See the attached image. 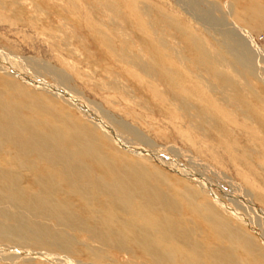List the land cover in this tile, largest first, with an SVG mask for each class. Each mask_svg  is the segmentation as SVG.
<instances>
[{
  "label": "rangeland",
  "instance_id": "374dc122",
  "mask_svg": "<svg viewBox=\"0 0 264 264\" xmlns=\"http://www.w3.org/2000/svg\"><path fill=\"white\" fill-rule=\"evenodd\" d=\"M250 10L252 17L264 16V0H0V102L7 95L4 104H11L13 117L21 121L20 140L31 132H54L49 124L60 118L68 122L51 125L67 139L75 129L90 130L93 140L85 148L90 156L72 157L89 178L87 204L68 195L49 146L22 147L0 130V193L16 184L24 195L33 179L44 185L48 178L56 207L37 202L28 216L29 236L8 219L27 217L26 210L0 204V264H179L187 259L189 249L174 243L163 246L169 254L164 263L142 253L138 236L112 219L107 194L97 190L98 183L112 184L111 169L140 158L148 168L136 187L169 192L182 211L187 207L178 198L181 192L189 198L195 194L201 212L209 206L219 212L218 200L236 214L219 212L224 222L264 251V28H259L264 19L242 18ZM27 123L34 128L24 129ZM105 131L122 144L158 152L192 173L195 182L150 155L127 153ZM62 147L68 154L76 149L69 140ZM64 207L77 218H65ZM133 207L138 224L158 222L160 212ZM45 210L54 220L38 215ZM193 220L212 246L217 233L211 224ZM41 225L54 240L41 236ZM233 254L244 264H264L260 253L250 255L242 246Z\"/></svg>",
  "mask_w": 264,
  "mask_h": 264
},
{
  "label": "bare ground",
  "instance_id": "6f19581e",
  "mask_svg": "<svg viewBox=\"0 0 264 264\" xmlns=\"http://www.w3.org/2000/svg\"><path fill=\"white\" fill-rule=\"evenodd\" d=\"M250 13H251V10L249 12L246 11V14H242V18L250 20L258 15L256 18L257 19L261 18V21H263L264 16L260 17L261 15L257 14V15H254V17H252ZM257 19L254 18L255 21ZM244 23H250V22L246 21ZM259 28L263 29L264 25H260ZM6 65L4 62V66ZM13 69L14 68L12 67V70ZM21 75L20 76L18 75V76L22 77L26 82L29 81V78L25 77L26 76L25 74H24L25 76L23 74ZM41 86L40 88L42 90H45L43 89L44 85H41ZM51 87H54V86H51ZM59 90H62V89H59ZM61 92H64V91H61ZM49 93H53V92L50 91ZM14 95L20 96L21 91L16 90ZM6 97L7 95L3 97L4 98L3 103L0 102L1 136L3 135L8 138H11V137L16 138L18 141L21 142L22 147L29 146V145L36 147L38 143L46 144L47 146H49L53 150L54 156L58 157V158L54 157V159H52L51 162L53 165L61 169V176H63L62 182L64 183V185L69 191L67 192L68 195L69 196L70 195L80 196V198H82V200L84 199L85 203L87 204L91 202L87 198V197L92 196V191L90 190V186L88 183L89 178L83 175L86 173V170L82 172L81 171L82 166L75 164L74 159H72L73 155H77L78 157V156H83V155L90 156L92 154L91 150H85V148L88 149V146L86 145H90L91 142L93 141L91 139V131L90 130L89 131H78V130L72 129L71 138L67 139L63 134H60L57 131V128L52 127L51 124L54 122H58L62 125L63 124L65 125L66 122H68V120H66V118H62V119L60 118V120L52 119V123H50L49 126H50V130L55 129L54 132L50 131L48 134L31 132L29 138H27L26 140L24 139L20 140L21 135L17 133V128L22 127V126H19L21 121L13 117V114H12L13 108L11 104H4V102H6L5 100ZM74 106H78V105H75L74 103ZM14 109H17V108H14ZM98 126H95V127L98 128ZM24 127H25L24 129L30 130L34 128V124L27 123L24 125ZM107 127L109 128V126ZM105 133L109 135L111 138H113L114 141L117 142V145L125 148L127 153H131L136 157H140L143 155H150L151 158L153 157L161 164L166 163L167 166L171 167L177 173L178 171L179 172L184 171L183 169H180L181 170L180 171L179 167L173 164L172 162L162 159L163 158L162 156L156 155L158 152L157 153L150 152V151H147L146 149L138 148L139 146L131 147L127 144H122L121 142L122 140L118 141L116 137L114 136V133L110 131L109 132L105 131ZM67 140H69L70 143L76 147L74 154H68L67 152L64 151L62 147V143ZM137 160L138 162L133 163V164L131 161L124 160L122 161L121 169L119 170L111 169V174L113 178L112 184L110 186H105L103 184L98 183L97 190L99 192H104L107 194L106 201L107 203H109L110 208L114 210V212L112 213V219L114 221L118 219L121 222L122 226L124 225L126 226L127 232H129L131 228L134 231L133 232L134 237L138 236L137 242L140 244L139 247L141 248L140 250L142 253L148 254L162 261L164 258L168 257L169 255L168 253L162 252L163 246L170 244V243H174L177 249H182L184 247L189 249L188 254H187V259L179 260V264H244L238 258L236 259L234 257L233 251L238 246H242V248L250 255H253L255 253H260L264 258L263 249H261L260 247H256V245L253 244L254 242H252V240L248 236L240 235L239 234L240 230L238 231V229L233 228L234 226H229L227 222H224V220H227V218L223 217L222 214H220L219 212L221 211L222 213L228 212L230 216H233L235 218H236V214H233L234 211L227 210L226 207L222 203H220L218 200H215V204H217L218 208H220L218 210L219 212H216L210 206L207 208H204L203 211L201 212V209L203 206L196 204L194 202V199H192L195 197V194L189 198L184 192H181V193L176 192L178 193L179 200L182 202V204L185 203V207H187V210L184 211L183 209L182 211V207L184 208V206L178 205L176 203L177 199H174L173 198L174 196L170 195L169 192L158 191L155 188H151L147 186L136 187V182L142 178V175H144V172L148 168L144 164L143 158L142 159L140 158ZM183 175L186 178L191 179L192 182L193 181L195 182L194 180L195 176L192 173L184 171ZM2 177L5 179H9L12 183H14L17 180L16 179L17 176L4 175ZM38 180L39 179H37V181ZM31 186L33 188L27 191L26 194L24 195L20 189H17L16 184L12 185V187L10 188H6L4 193H0L2 194V197H0V204L14 208L20 213H23L26 210L27 214L25 215L27 217L14 216L13 218H8V219L14 220L16 222L15 226L18 228H22V230L25 233L24 235H29V236H31L29 234V232L31 231H28V228L26 226L27 222H30V219L28 218V216H31V212L35 208V205L37 204V202L42 203V205L45 206L46 208H56L54 205L55 204V200H54L55 190L53 189L54 184H52L48 178H46L44 185L38 184L33 179ZM11 188H13L14 190H12ZM208 190L209 192L211 191L210 189ZM114 192L119 193V196L115 195ZM22 196H23V201L20 202L19 198H21ZM133 205H135L136 207H139L141 210H149V211L153 210L154 212L155 211L160 212V218L158 219V222L154 223L152 226H146L145 224H138L136 219L132 218V215L137 218V214H138L137 208L133 207ZM62 210L67 213L64 216L65 218H67L68 215H72V214H68L67 209L65 207L62 208ZM2 211H4V209H2ZM189 214H191V217L189 216ZM38 215L41 216L44 220H48V221L54 220L49 210L42 211ZM2 216H4V214L0 212V217ZM194 217L197 218L198 221L207 222L208 224H211L212 230L216 231L217 237L216 239H213L212 246L210 247L207 246L208 243L205 240V236L201 232L200 228L197 226L196 222L193 220ZM76 218L77 217L74 214L71 216V219L73 220H75ZM241 218L242 219H240L239 221H241V223L243 222L246 224L247 222L244 220V218L242 216ZM38 229L41 233V236H43L47 240H50L51 238H53V240L55 239L54 236L51 235L48 231H46L42 225L39 226L37 230ZM13 231L14 230H12V232ZM1 233H2V228L0 226V234ZM115 243L116 245L117 244L122 245L121 241H116ZM256 248L258 249V251ZM162 253L166 255L163 256ZM192 257H193V260L191 261ZM168 262L169 261H167V263Z\"/></svg>",
  "mask_w": 264,
  "mask_h": 264
}]
</instances>
